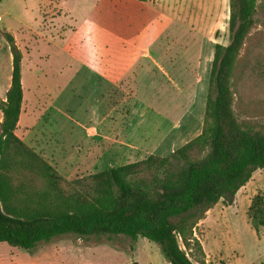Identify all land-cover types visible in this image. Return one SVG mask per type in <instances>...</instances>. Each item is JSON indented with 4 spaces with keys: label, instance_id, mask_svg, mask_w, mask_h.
<instances>
[{
    "label": "rangeland",
    "instance_id": "obj_1",
    "mask_svg": "<svg viewBox=\"0 0 264 264\" xmlns=\"http://www.w3.org/2000/svg\"><path fill=\"white\" fill-rule=\"evenodd\" d=\"M255 5L231 79L238 120L264 132V0ZM228 16V0H0V101L11 71L3 31L21 53L15 134L66 180L146 158L140 149L126 161L107 156L90 166L97 145L93 113H101L108 90L105 145H113L132 112L133 138L148 137L159 147L151 154L169 155L201 131L213 49L228 42ZM102 69L118 73V83H103ZM180 128L185 133L178 135ZM255 195L264 199V168L231 205L217 202L187 215L189 245L179 244L193 264L264 263V227L252 228L247 215ZM0 264L169 263L141 237L67 233L29 250L0 243Z\"/></svg>",
    "mask_w": 264,
    "mask_h": 264
},
{
    "label": "trees",
    "instance_id": "obj_2",
    "mask_svg": "<svg viewBox=\"0 0 264 264\" xmlns=\"http://www.w3.org/2000/svg\"><path fill=\"white\" fill-rule=\"evenodd\" d=\"M228 8V42L214 45L200 133L167 156L150 154L72 180L15 134L21 53L2 32L11 71L0 101V243L29 250L67 233L141 237L157 244L169 264H193L179 244L189 245L187 215L217 202L231 205L252 173L264 168V132L238 120L231 79L254 24L255 0H228ZM247 215L252 228L264 227L260 195L252 198Z\"/></svg>",
    "mask_w": 264,
    "mask_h": 264
},
{
    "label": "crops",
    "instance_id": "obj_3",
    "mask_svg": "<svg viewBox=\"0 0 264 264\" xmlns=\"http://www.w3.org/2000/svg\"><path fill=\"white\" fill-rule=\"evenodd\" d=\"M92 72H93V70L92 71L89 70L87 73L89 75H91ZM110 73L109 72L106 73V71L104 69H102V71L100 72L102 82L105 83V79H106L107 82H110V83L116 85L120 79V76L118 73L116 74L117 76H115L114 72H112L111 74ZM106 91L108 92V90H106ZM105 94H104V97H102L103 98V108H104ZM103 108H102V111L99 115H97V111L96 112L94 111V113H93L94 116L96 115L95 119L97 121V127H96V129H94V132L96 133L97 145H96V148H94V150L89 153V156H90L89 158H90V162H91L90 166H93V167L96 166L97 167L98 165H100L102 163L101 160H104L105 157H107V156L108 157L110 156V157H113L116 159L121 158L122 160L126 161L129 157L134 156L132 153L138 152V150H140V149L142 151H144L145 153H149V154L154 153L155 150H157V148L159 149V147H154L152 142H150V140H148V137H145L143 139L140 137V139L138 138L137 141L133 138L134 136H132V134L135 132L134 130H136L135 129L136 127L131 128L133 126V124H131V123L134 122V117L132 115V112H129V114L126 116L127 119H126V121H124L125 124H123V125H126V128H123V130L121 129L122 134L120 136H118L116 139L115 138L112 139V142H114V143L111 147L106 146L105 145L106 135H105V128H104L105 117H104ZM118 116H119V122H118V125H119V124H122L120 122H122V120L124 118H121L120 113H118ZM100 123H102V124L100 125V128H99L98 125ZM86 129L88 130V134L91 135L93 131L91 129H88V128H86ZM148 130L149 129L147 128L146 131H148ZM179 131H178V133H179L178 135L185 133L184 130L181 131V128ZM151 133H149V135H147V136L151 137V135H152ZM141 135H144V133L141 132ZM166 136H167V134H166ZM161 138H167V137H165V134H164V136H162ZM152 147H154V148H152ZM153 149H154V151H153ZM112 165L110 164V167H113Z\"/></svg>",
    "mask_w": 264,
    "mask_h": 264
}]
</instances>
